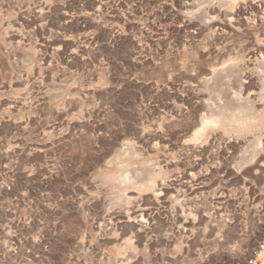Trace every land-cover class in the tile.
I'll return each instance as SVG.
<instances>
[{"label":"rangeland","instance_id":"obj_1","mask_svg":"<svg viewBox=\"0 0 264 264\" xmlns=\"http://www.w3.org/2000/svg\"><path fill=\"white\" fill-rule=\"evenodd\" d=\"M225 1L0 0V264H264V0Z\"/></svg>","mask_w":264,"mask_h":264},{"label":"bare ground","instance_id":"obj_2","mask_svg":"<svg viewBox=\"0 0 264 264\" xmlns=\"http://www.w3.org/2000/svg\"><path fill=\"white\" fill-rule=\"evenodd\" d=\"M223 1H225V0H223ZM224 3V2H223ZM225 3H226V1H225ZM230 6V5H229ZM229 20V19H228ZM234 20V19H233ZM232 22V21H231ZM230 23V22H229ZM233 23V22H232ZM229 26H230V24H228ZM264 34V33H263ZM264 36V35H263ZM260 48V47H259ZM262 52V51H261ZM258 53V52H257ZM263 53V52H262ZM256 55V54H255ZM260 55L262 56V57H260L261 58V60L263 59V54H261L260 53ZM256 57V56H255ZM256 60V59H255ZM264 61V60H263ZM252 110H254V109H252ZM258 112V111H257ZM259 113V112H258ZM262 114V113H261ZM213 118H215V117H213ZM212 118V119H213ZM224 118V117H223ZM207 119H209V118H207ZM212 119H210V122H211V120ZM216 119H218V118H216ZM239 120V131L240 132H242L247 126H249V125H252L253 123H255V121H256V117L252 114V115H248L247 117H246V119H238ZM203 121H205V120H203ZM213 122H217L216 120H212ZM206 122H209V121H206ZM205 123V122H204ZM121 179V178H120ZM135 217V216H134Z\"/></svg>","mask_w":264,"mask_h":264}]
</instances>
